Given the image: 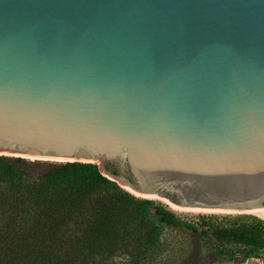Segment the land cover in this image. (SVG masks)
Wrapping results in <instances>:
<instances>
[{
  "label": "water",
  "instance_id": "1",
  "mask_svg": "<svg viewBox=\"0 0 264 264\" xmlns=\"http://www.w3.org/2000/svg\"><path fill=\"white\" fill-rule=\"evenodd\" d=\"M0 155L264 214V0H0Z\"/></svg>",
  "mask_w": 264,
  "mask_h": 264
},
{
  "label": "trees",
  "instance_id": "2",
  "mask_svg": "<svg viewBox=\"0 0 264 264\" xmlns=\"http://www.w3.org/2000/svg\"><path fill=\"white\" fill-rule=\"evenodd\" d=\"M158 223L199 231L157 201L122 189L96 164L0 155V264H107L121 256L147 264L161 244ZM202 233L218 253L233 244L244 247L246 259L264 257V221L207 223Z\"/></svg>",
  "mask_w": 264,
  "mask_h": 264
},
{
  "label": "rangeland",
  "instance_id": "3",
  "mask_svg": "<svg viewBox=\"0 0 264 264\" xmlns=\"http://www.w3.org/2000/svg\"><path fill=\"white\" fill-rule=\"evenodd\" d=\"M157 204L173 211L183 221L196 225L199 231L192 232L158 223L161 231V244L150 252L147 264H264V257L244 258V247L239 245H226L223 248L224 252L218 253L211 247L209 238L202 233V229L207 223L223 227H242L256 223L258 220L264 221V218L255 215L236 216L239 214H231L234 216L209 221L200 216L204 213L176 211L161 201H157ZM127 260V257L121 256L107 264H127Z\"/></svg>",
  "mask_w": 264,
  "mask_h": 264
},
{
  "label": "bare ground",
  "instance_id": "4",
  "mask_svg": "<svg viewBox=\"0 0 264 264\" xmlns=\"http://www.w3.org/2000/svg\"><path fill=\"white\" fill-rule=\"evenodd\" d=\"M150 199H154V200H157V201H161L167 205H169L173 210H176V211H183V212H191V213H199L198 211L196 210H192V209H183V208H180L172 203H170L168 200H165V199H162V198H158V197H150ZM208 214V213H206ZM257 217H260V218H264V214H260V215H255Z\"/></svg>",
  "mask_w": 264,
  "mask_h": 264
}]
</instances>
